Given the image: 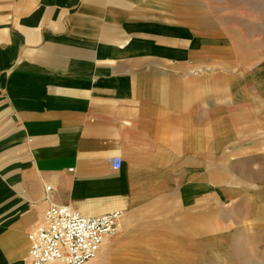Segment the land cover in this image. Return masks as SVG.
<instances>
[{
  "label": "crops",
  "instance_id": "0c3cea01",
  "mask_svg": "<svg viewBox=\"0 0 264 264\" xmlns=\"http://www.w3.org/2000/svg\"><path fill=\"white\" fill-rule=\"evenodd\" d=\"M167 1L0 0V264H26L51 204L124 213L86 264H176L158 239L198 264L215 196L262 204L228 182L264 159V59Z\"/></svg>",
  "mask_w": 264,
  "mask_h": 264
},
{
  "label": "rangeland",
  "instance_id": "374dc122",
  "mask_svg": "<svg viewBox=\"0 0 264 264\" xmlns=\"http://www.w3.org/2000/svg\"><path fill=\"white\" fill-rule=\"evenodd\" d=\"M165 6L167 22L180 16L182 24L205 23L210 29L225 32L223 37L227 34L235 45H246V58L255 51L264 59V0H169ZM229 169L231 187L264 190V159L256 165L230 164ZM255 198L259 197H232L220 202L215 196L213 244L199 249L198 264H264V196L262 204ZM182 231L184 234L191 228L185 226ZM192 241L187 239L182 245L178 239H158L159 245L169 250L160 256L176 264H195L191 257L175 258L174 252L189 247L183 253L189 257L186 252L192 253L195 247Z\"/></svg>",
  "mask_w": 264,
  "mask_h": 264
},
{
  "label": "built area",
  "instance_id": "2783aa9c",
  "mask_svg": "<svg viewBox=\"0 0 264 264\" xmlns=\"http://www.w3.org/2000/svg\"><path fill=\"white\" fill-rule=\"evenodd\" d=\"M114 170L122 166L121 157H113ZM50 187H46V192ZM124 216L121 211L85 217L68 206L51 204L45 212V224L29 233L26 264H86L97 254L105 238L114 234Z\"/></svg>",
  "mask_w": 264,
  "mask_h": 264
},
{
  "label": "bare ground",
  "instance_id": "6f19581e",
  "mask_svg": "<svg viewBox=\"0 0 264 264\" xmlns=\"http://www.w3.org/2000/svg\"><path fill=\"white\" fill-rule=\"evenodd\" d=\"M116 232H117V230L115 231V233H116ZM115 233H114V234H115ZM110 237H111V236H110ZM100 247H101V246H100ZM99 249H100V248H99ZM98 251H99V250H98ZM97 253H98V252H97ZM96 256H97V254L95 255V257H94L93 259H95ZM93 259H92V260H93ZM92 260H91V261H92Z\"/></svg>",
  "mask_w": 264,
  "mask_h": 264
}]
</instances>
